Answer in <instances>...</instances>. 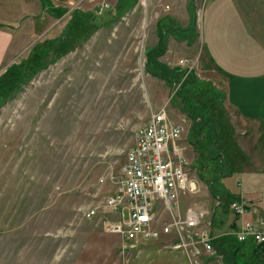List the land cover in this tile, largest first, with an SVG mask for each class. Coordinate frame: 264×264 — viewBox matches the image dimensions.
<instances>
[{"label":"rangeland","instance_id":"rangeland-1","mask_svg":"<svg viewBox=\"0 0 264 264\" xmlns=\"http://www.w3.org/2000/svg\"><path fill=\"white\" fill-rule=\"evenodd\" d=\"M130 1L117 11L118 0L75 2L36 29L26 22L12 26L23 35L13 65L0 76V264H208L209 253L194 263L172 246L171 236L128 242L102 226L105 198L115 189L112 178L137 131L161 107L182 128L185 169L198 189L179 198L180 213L193 208L212 225L221 204L216 195L209 201V128L202 137L192 131L194 119H209V73L187 58L188 66L168 67L192 71L191 83L170 86L145 66L158 24L180 29L189 16L201 15L202 0ZM99 4L119 18L105 24ZM77 12L84 14L78 33L77 21L71 23L72 16L81 17ZM183 33L192 40L197 34ZM255 75L239 76L249 82ZM107 77L111 85L104 89ZM2 84L13 89L2 90ZM90 208L96 215L86 218ZM211 237L214 244L212 231ZM240 246L245 256L239 254L237 263L249 262L254 244ZM218 254L216 249L209 255L211 264H224Z\"/></svg>","mask_w":264,"mask_h":264},{"label":"crops","instance_id":"crops-1","mask_svg":"<svg viewBox=\"0 0 264 264\" xmlns=\"http://www.w3.org/2000/svg\"><path fill=\"white\" fill-rule=\"evenodd\" d=\"M81 1L86 0L57 3L55 0H0V76L13 65L19 50L23 33L12 28L15 23L26 22L36 29L39 23H51L57 13L64 14L65 6ZM129 1L118 0L115 5L120 2L122 7ZM200 6L201 15L189 16L178 30L176 26L161 25L168 30L165 51L157 61L163 66H179V60L194 57L197 66L209 73L206 79L209 81V119L197 117V122L206 120V123L203 129L192 130L202 137L209 128V170L213 168L210 174L214 173L209 178V201L216 195L221 202L211 215L213 252L205 261L211 264L209 255L217 249L224 264H238L239 254L245 256L240 245L250 241L254 244L253 251L247 259L249 262L245 260L242 264H264V243L250 238L239 242L236 238L243 223L264 224V0H202ZM111 10L103 9L100 13L105 24L114 22L112 17L119 18ZM77 13L81 17L72 16L71 23L77 21L78 33L84 31L81 26L84 14ZM190 30L197 33L193 40L183 33ZM157 43L158 34L146 51L145 66L147 54ZM249 72L256 74L252 81L239 76ZM190 135L187 134V139ZM226 139L229 146L224 148ZM202 140L198 143L203 145ZM181 145L186 148L183 140ZM199 148L207 149L206 146ZM232 173L233 178L227 180ZM233 204L242 205L245 211L234 213ZM182 262L185 264V259Z\"/></svg>","mask_w":264,"mask_h":264},{"label":"built area","instance_id":"built-area-1","mask_svg":"<svg viewBox=\"0 0 264 264\" xmlns=\"http://www.w3.org/2000/svg\"><path fill=\"white\" fill-rule=\"evenodd\" d=\"M108 7L101 5L99 14ZM188 62L182 59L179 65L188 66ZM181 138L182 128L169 119L166 107L150 115L137 131L124 164L112 178L115 189L105 198L108 215L103 218L102 226L106 232L128 242L158 241L171 236L172 246L197 263V256L213 250L211 222L193 208H187L183 215L179 211V198L198 190L185 169ZM232 210L236 214L245 211L239 204H233ZM83 214L92 218L96 209H87ZM163 214L168 220L161 219ZM236 238L239 242L250 238L264 243V224L245 222Z\"/></svg>","mask_w":264,"mask_h":264},{"label":"trees","instance_id":"trees-1","mask_svg":"<svg viewBox=\"0 0 264 264\" xmlns=\"http://www.w3.org/2000/svg\"><path fill=\"white\" fill-rule=\"evenodd\" d=\"M133 1H136V0H133ZM120 7H121V4L119 2L118 5L116 7H114V9L115 10H118ZM117 16L119 17L120 16V13H118ZM92 19L93 18H91L89 20L93 24L94 22L92 21ZM166 32H167V29L162 28L161 25H160V23H159L158 24V31H157V34H158V43L155 46V48L152 49L147 54L148 64L146 66V71L148 73H150L151 75H153L154 77L163 79L170 86H172L175 83H179L181 80L185 84H190L191 83V80H192V77H193L192 76V71H190V70H184L182 68H176V67L169 68L168 66H163L161 63H159L157 61V57L165 51L166 35H167ZM184 32H186V31H184ZM0 79H1V77H0ZM4 86L5 85L2 84V90H3ZM6 87L4 89L5 90H8V91L10 89H13V85H10V84L8 86H6ZM3 91L0 93V98H2L3 97L2 95L5 94V91H4V93H3ZM180 92H182V85L180 86L179 91L177 93L180 94ZM204 125H205V123L197 122L196 119H194L193 120V131L196 128L203 129Z\"/></svg>","mask_w":264,"mask_h":264},{"label":"bare ground","instance_id":"bare-ground-1","mask_svg":"<svg viewBox=\"0 0 264 264\" xmlns=\"http://www.w3.org/2000/svg\"><path fill=\"white\" fill-rule=\"evenodd\" d=\"M100 79H101V78H100ZM110 83H111V78H110V77H107L106 85H104L103 88H104V89H107V87H108L109 85H111ZM111 89H112V88H111ZM114 90H115V89H114ZM91 91H92V90H91ZM108 93L110 94L109 91L107 92V94H108Z\"/></svg>","mask_w":264,"mask_h":264}]
</instances>
